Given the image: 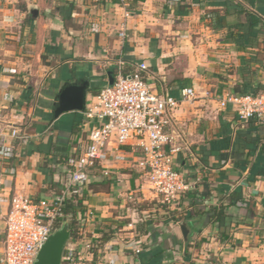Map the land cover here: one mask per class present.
I'll return each mask as SVG.
<instances>
[{
  "label": "crops",
  "instance_id": "0c3cea01",
  "mask_svg": "<svg viewBox=\"0 0 264 264\" xmlns=\"http://www.w3.org/2000/svg\"><path fill=\"white\" fill-rule=\"evenodd\" d=\"M127 2L0 0V150L15 146L12 175L0 162V258L11 198L63 192L88 145L86 109L110 85V73L145 63L154 93L181 101L182 90H194L166 130L167 151L190 190L163 203L139 168L137 142H111L84 191L68 264H264V126L220 106L228 95L264 93V0ZM82 82L85 110L55 117L65 86ZM239 133L249 143L237 149ZM220 208L225 217L214 221L209 212ZM174 210L187 220L176 222Z\"/></svg>",
  "mask_w": 264,
  "mask_h": 264
},
{
  "label": "built area",
  "instance_id": "2783aa9c",
  "mask_svg": "<svg viewBox=\"0 0 264 264\" xmlns=\"http://www.w3.org/2000/svg\"><path fill=\"white\" fill-rule=\"evenodd\" d=\"M128 6L127 0H118ZM123 35V34H122ZM148 66L138 65L130 75L117 69L112 85L104 87L93 103L85 111L91 122L88 145L76 163L69 168L65 189L59 195L33 200L14 195L6 216L4 252L0 264H34L38 252L57 230L56 223L62 217L65 200L75 189L83 199L84 191L91 182L93 170L107 160V147L115 142L119 147L136 141L142 151L139 168L148 177L155 192L167 205L179 202L190 186L173 163L167 151L171 142L167 128L171 124V114L181 102L191 101L194 90L186 88L181 92V101L171 96L154 93L146 79ZM232 106L242 123L254 122L264 126V94L228 95L220 103L222 108ZM12 141L19 138L13 130ZM14 143L4 144L0 150V162L5 174H13ZM110 176L109 171H104ZM0 175V187L2 186ZM89 251L96 246L86 245ZM72 262L71 257H66Z\"/></svg>",
  "mask_w": 264,
  "mask_h": 264
},
{
  "label": "water",
  "instance_id": "95a60500",
  "mask_svg": "<svg viewBox=\"0 0 264 264\" xmlns=\"http://www.w3.org/2000/svg\"><path fill=\"white\" fill-rule=\"evenodd\" d=\"M35 14L34 11L31 12ZM110 85L114 82V77L109 74ZM88 82L79 85L68 84L58 96V102L54 111L55 117L68 112H82L85 110V97ZM184 238L188 240L189 228L186 223L181 225ZM71 239V232L68 223L65 221L61 228L56 230L38 252L34 264H64L63 258L66 246Z\"/></svg>",
  "mask_w": 264,
  "mask_h": 264
},
{
  "label": "trees",
  "instance_id": "16d2710c",
  "mask_svg": "<svg viewBox=\"0 0 264 264\" xmlns=\"http://www.w3.org/2000/svg\"><path fill=\"white\" fill-rule=\"evenodd\" d=\"M124 73L126 75H130L131 74V73L127 74L126 72H124ZM113 74L115 75V73H113ZM260 90H264V87L261 86V85L259 86L258 91H260ZM253 95H256V93L253 94ZM242 137L246 138V135H242V133H239L238 137H237V141H236L237 149L239 148V146H241V145L246 146V144L249 143V141L247 139L242 140L243 139ZM242 142H244V143H242ZM82 200L83 199L80 198V195L76 192V190L73 189L71 195L64 202V205H63V208H62V217L60 219H58V221L56 223V229L57 230L59 228H61V226L63 225V223L65 221L68 223V227H69V230L71 232V239L70 240H75V239L79 238V235H80V231H81V228H82V223H81V220L78 219V213H79V210L83 209ZM163 207L166 209V206H163ZM178 207H180V206H178ZM175 211L176 210H174V212L172 211L170 213H171V217H173V219L176 222H184V221L187 220V218L185 216H183V215L176 217L175 216ZM209 213H212V219L214 221H220L223 217H225V213H224V209L223 208L212 209V210H210ZM138 231L141 232V233H146V231H144V229L141 228L140 226H138ZM114 233H115V230H112L109 233L104 234L102 239H101L102 243H106V242L110 241L112 239ZM95 250L96 249H94L93 252ZM74 255L75 254L73 252L65 250V255H64L65 258L66 257H71L72 258ZM63 262H64V264H68L69 263V262L66 261V259Z\"/></svg>",
  "mask_w": 264,
  "mask_h": 264
}]
</instances>
